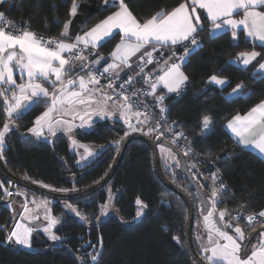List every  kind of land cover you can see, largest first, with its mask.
I'll return each mask as SVG.
<instances>
[{
  "label": "trees",
  "instance_id": "16d2710c",
  "mask_svg": "<svg viewBox=\"0 0 264 264\" xmlns=\"http://www.w3.org/2000/svg\"><path fill=\"white\" fill-rule=\"evenodd\" d=\"M76 1L79 4L74 17L70 11L73 0H4L0 4V10L12 21L30 24L29 30L50 37L58 36L64 23L71 21L72 37L113 9L103 8L102 0ZM180 2L181 0H125L129 10L140 20L162 9L171 10ZM199 16L204 31L198 32L197 36L202 47L182 67L188 80L181 94L172 102L169 115L187 134L194 153L199 154L191 157L200 160V173L196 179L203 185L205 194L211 195L213 185L210 177L213 173H218L227 191L219 194L221 202L217 207L228 209L232 215V212L240 210L241 205H244V209L258 214L264 207V159L237 144L226 129L225 122L234 114L244 113L264 99V79L253 76L258 61L264 58V46L246 39L243 31L239 32L237 42L231 39L229 31L209 39L207 34L211 23L201 12ZM57 20L59 23L54 22ZM118 40L119 35L99 47L98 53H109ZM249 50L261 55L246 68L241 63H232L238 53ZM213 74L226 78L229 83L223 87L209 83L207 79ZM240 83L245 90H251L253 95L228 98V93ZM45 106L41 104L33 107L15 120L18 127L6 134L3 149L5 159H2L6 168L12 174L42 186L46 184L52 189L63 187L69 191L84 188L100 179L113 160L117 151L115 147L102 150L86 166L76 168L73 164L75 155L69 149L66 134L57 132L50 141L37 140L29 133L24 134ZM3 107L0 98V127L6 119ZM204 115H209L214 122L213 134L208 138L201 137ZM125 131L126 127L120 121L114 123L108 119L97 120L92 128L78 132L77 139L96 145H110L123 137ZM208 152L211 155H207ZM164 172L170 180L188 192L195 207L194 220H198L196 208L199 200L194 199L195 190L183 173L179 172V168L168 171L166 167ZM0 185V264H81V259L90 262L87 253L92 250L93 245L100 246L101 238L103 255L99 264L194 263L184 242L187 215L185 204L178 194L168 189L155 175L151 150L142 140L128 142L119 165L103 187L83 197L67 200L83 215L95 218L111 189L115 195V213L111 212L94 222H85L66 211L62 201L53 200L51 211L61 217L55 233L65 238L62 246L51 243L42 233L32 235L31 247L5 244V236L13 225L12 214L16 212V208L13 195L11 200L3 198V190L9 183L1 175ZM16 186L29 193H36L23 186ZM138 197L147 205L140 222L137 221L141 217L137 219L135 215ZM239 222L242 227L248 224L245 219ZM165 226L168 228L167 232L164 231ZM252 226L258 230L261 223H253ZM248 231L251 229L245 233L248 234ZM173 236L179 238V244L172 239ZM194 246L199 252L195 241Z\"/></svg>",
  "mask_w": 264,
  "mask_h": 264
},
{
  "label": "snow or ice",
  "instance_id": "6c2138e0",
  "mask_svg": "<svg viewBox=\"0 0 264 264\" xmlns=\"http://www.w3.org/2000/svg\"><path fill=\"white\" fill-rule=\"evenodd\" d=\"M191 4L206 11L207 18L211 23L207 34L209 39H214L217 34L222 35L230 29L233 41L237 42L238 29L242 26L246 33V39L252 38L253 41H259L264 46V11L258 10L264 7V0H191ZM109 7H114L116 10L74 38L70 36L71 21L64 23L58 36L45 38L29 30L30 24L6 21L5 13L0 11V98H2L3 112L6 116L3 126L0 127V159H5L3 149L6 143V134L12 128L18 127L15 120L25 115L33 107L44 104L46 105L45 110L35 117L33 127L27 130L28 133L39 138L44 135L45 129L53 135L57 130L62 129L64 133L68 134L74 146L84 147V155L81 156L78 164L81 161L87 162L99 152L93 151L73 139V130L91 128L97 122L94 117H98L100 120L111 119L116 123L118 122V113V120L123 121L128 130L124 132L123 137L112 144L101 145V150L115 147L119 151L121 143L135 132H143L148 136L157 133L156 143L161 152L167 153L168 157L174 160L176 168L186 169L192 173V177L195 179L196 174L200 173V169L197 167L200 161L189 165L184 160L177 159L171 148L160 143V138L171 136V144L176 147H181L179 139H183L185 141L184 156L199 155L194 153L190 147L191 142L183 131L175 132L171 125L177 122L172 121L169 124L167 118L169 109L164 105L169 94L179 96L183 91L188 77L182 71V67L187 63L188 58L202 47V42L196 34L204 31V28L200 22V16L196 15L195 20L193 19L196 8L193 7L192 14H190L188 6L181 0L171 10H159L151 17L141 21L129 10L125 0H104L103 8ZM77 10L78 4L76 0H73L71 8L73 17ZM240 10L243 11V17L239 20L234 19V14ZM54 22L59 23L58 20ZM47 27L46 24L45 28ZM117 35L120 39L107 57L97 54L99 47ZM177 46H184L182 55H176ZM165 52L170 53L167 58H165ZM137 54L140 55L133 61ZM92 55L97 56L96 60L90 59ZM260 55L254 50L242 51L237 54L236 60L232 63L242 62L246 68ZM109 59L112 62L106 63V66L101 70L99 65ZM153 63L157 65V68L153 69V72L147 73L146 67ZM133 67L138 68L136 75L129 76L127 81L119 84L118 89L115 88L114 85L120 79L121 73L131 70ZM262 70H264V62L259 64V68L253 73V76L264 79ZM157 71H159V75H156ZM14 73L19 74V83L14 78ZM76 73L84 74L76 75ZM153 76L155 79L152 78ZM104 77L108 79L107 85L101 84ZM141 77L148 89H134L128 93L129 87ZM208 81L221 87L229 83L226 78H221L216 74L211 75ZM161 84L167 92L155 95L158 85ZM46 85H50L51 90ZM109 90H111V95H109ZM141 95L154 96V104L149 105L134 99ZM251 95H253L251 90H245L244 85L240 83L228 93V98H246ZM134 108L141 110L134 112ZM154 108L159 109V116L153 110ZM133 118H135V122H133ZM76 121H79V124ZM213 123L209 115L202 117V138H208L213 134ZM145 128H147L146 132ZM226 128L231 130V134L238 144L254 151L258 150L260 157L264 159V99L243 115L237 113L232 116L227 121ZM206 154L211 155L210 152ZM82 166H86V163ZM210 179L213 185L211 195L205 198L204 193L200 190L203 185L200 184L195 185L196 193L194 195V199L200 200L201 209L207 212L206 215H203V226L207 230L208 240L213 246L210 249H204L205 252H211V255L206 259L212 264H264V222L261 223L257 242L252 244L251 252L248 254V245L251 244L253 235L257 231L252 226L256 222V215H248V224L246 227H242L239 222L243 218L242 212L232 216L228 209L218 211L217 205L221 202L219 194L227 191V187L221 182L218 173H213ZM43 186L49 187L46 184ZM4 192L6 195H11L7 188L4 189ZM111 198L112 192L109 189V199ZM33 203L36 201L34 200ZM135 203L138 206L135 215L139 219L147 205L139 197ZM47 204V200L36 203L37 208L44 207L46 209L44 218L47 220V225L43 228V232L54 244L62 246L65 238L57 236L53 232V226L57 225L59 221L47 211ZM65 207L75 213L81 221L86 219L73 205L67 204ZM108 207L107 202L101 205L102 215L108 213ZM244 207L241 205V209ZM217 211L218 221L215 219ZM25 213H30L27 203H25L24 212L21 213V216L27 220L28 217L25 216ZM258 215L260 218H264V210L259 211ZM32 220L39 222L35 216H32ZM233 222H235L234 229ZM227 229H233L234 234H229ZM248 229L251 231L245 235ZM34 230V227L27 223L15 221V226L6 234L4 243L31 247V236ZM164 231H168L166 226ZM172 239L178 244L180 243L177 236H173ZM88 255L90 262L78 258L81 259V264H99V259L103 255L102 238L100 246L93 245L92 253Z\"/></svg>",
  "mask_w": 264,
  "mask_h": 264
},
{
  "label": "water",
  "instance_id": "95a60500",
  "mask_svg": "<svg viewBox=\"0 0 264 264\" xmlns=\"http://www.w3.org/2000/svg\"><path fill=\"white\" fill-rule=\"evenodd\" d=\"M56 133H55V135H52V137H51L52 140L55 138ZM24 134H28V132H24ZM29 134H31V133H29ZM134 139L142 140L148 144V146L151 150V154H152V168L154 170L155 175L168 189H170L171 191L178 194V196L182 199V201L185 204L187 215H186V221H185V227H184V242H185V247L188 250L190 256L192 257L194 262L197 264H212V263L207 262L200 255V253L196 250V248L194 246L193 235H192L194 208H195L194 204H193L192 199H191L190 195L188 194V192L185 191L180 186H178L176 183H174L172 180H170L166 176V174L164 172V168H163L161 161H160V157H159L158 152H157L156 137L144 135L143 132L132 133L129 137H127L121 143L120 150L116 151V153L113 157V160L110 164L111 167L109 166L107 172L100 179H98L94 183H92V184H90L84 188L76 189L73 191H62V190L58 191L56 189L54 190V189L48 188V187L45 188L44 186H42L36 182H33L29 179L16 176V175L12 174L6 168L2 159H0V175L7 179L8 183H9L8 188L10 190H12L16 185L23 186V187L28 188V189H30V190H32V191H34V192H36L42 196H46V197L52 198L53 200H59V201H67L69 199L83 197L85 195H88L89 193H92V192L99 190L101 187H103L109 181V179L111 178V176L113 175V173L115 172L117 166L119 165V163L121 161V158H122V155H123V152H124L126 145L128 144V142H130L131 140H134ZM160 143L170 147L176 153L177 158L184 160L185 163L187 164L185 157L183 156L182 152L179 151L178 149H176L174 146H172L168 140L160 138ZM179 172L183 173V175H184V177L188 183H189V181H191V183H189V184L195 190V193H196L195 185L199 184L197 179L196 178L193 179L192 173L188 172L184 168H179ZM200 190L204 193L205 198L209 197L208 195L205 194V192L202 188ZM11 195L7 200H11ZM0 203H1V201H0ZM199 205H200V200H199ZM144 215L145 214H143L137 222H140L143 219ZM215 219L218 221L219 217L217 215H215ZM37 224H38L37 222L31 223V225H34V226H36ZM219 226H222V225H219ZM258 230L253 235V238L257 234Z\"/></svg>",
  "mask_w": 264,
  "mask_h": 264
},
{
  "label": "rangeland",
  "instance_id": "374dc122",
  "mask_svg": "<svg viewBox=\"0 0 264 264\" xmlns=\"http://www.w3.org/2000/svg\"><path fill=\"white\" fill-rule=\"evenodd\" d=\"M252 51H253V50H252ZM249 52H250V51H249ZM256 68H257V67H256ZM258 68H259V66H258ZM258 68H257V69H258ZM77 75H79V74H77ZM80 75H83V73H81ZM110 91H111V90H109V95H111ZM45 107H46V106H45ZM93 107H95V105H93ZM44 110H45V108H44ZM44 110H43V111H44ZM94 119H95L96 121H97V120H100L98 117H94ZM108 120L112 121L111 119H108ZM117 121H119V120H118V113H117ZM120 122L123 124V121H120ZM133 122H135V118L133 119ZM76 123L79 124V121H76ZM124 126H125V125H124ZM31 127H33V124H32ZM31 127H30V128H31ZM125 127H126V126H125ZM91 128H92V127H91ZM88 129H90V128H84V129H79V128H77V129H74V130H73V133H72V138L75 139L79 144H83V145L86 146L87 148L92 149L93 151H98V152L100 153V152L102 151V150L100 149V146H101L102 144H98V145H96V144H93V143H91V142H84V141H80V140L77 139V133H78V132H82V131H85V130H88ZM126 130H128L127 127H126ZM144 131L146 132V131H147V128H145ZM56 132H62V133H64L62 129H59V130H57ZM31 134H32V133H31ZM64 134L67 135V138H68V141H69V149H70V151L75 155V159H74V161H73V164H74V166H75L76 168L83 167V166H82L83 164H85V163L88 164V163L91 162L93 159H95V157H96L97 155H95L94 157L90 158L87 162L81 161V163L78 164L77 162L80 161L81 156L84 155V147H77V146H74V145L72 144V140L69 139L68 134H67V133H64ZM52 135H53V134L49 133L46 129L44 130V135L41 136V137H39V138H37L34 134H32V136H33L35 139H37V140H43V141H50ZM151 136H153V135H151ZM162 145H163V144H162ZM164 146H165V147H168V146H166V145H164ZM169 148H170V147H169ZM157 152H158V155H159V157H160V161H161V164H162L163 168L166 167V168L168 169V171H169V170L172 171L174 168H176V167L174 166V160H173L172 158L168 157L167 153H162L160 147H158V146H157ZM173 153H174V155H175L176 158H177L176 153H175L174 151H173ZM177 159H178V158H177ZM5 188H6V187H5ZM56 190H62V191H63V190H67V191H69L68 189L63 188V187L56 188ZM111 192H112V191H111ZM18 193H24V194H26V195H21V194H18ZM12 195H13V198H14V199H13V204H14V206H15V208H16V212L13 213L14 215L12 214L13 223H14V219H15V221H20L21 223H27L29 226H32V227H34V229H35L32 235H37L38 233H42V234L48 239V235H47L46 233L43 232V228L47 225V220H45V218H44V217H45L46 209H45L44 207L37 208V207H36V203H39V202L42 201V200H47V201H48V204H47V211H49V212L51 213V215L54 216V217H56L57 220L60 222V221H61V217H60L59 215L53 214L52 211H51V204H52V202H53V199H52V198H49V197H46V196H42V195H40V194L33 193V192L29 193V192H27V190H25V189H21V188H18L17 186L14 187ZM113 195H114V193L112 192V197H113ZM9 197H10V195L5 196V195L3 194V198H4V199L9 198ZM34 200L36 201V203H33ZM9 202H10V201H9ZM105 202H107L108 205H109V207H108V213H107L106 215H102V214H101V206H100V208H99V213H98V215H97L95 218H91L90 216L84 215V216L86 217V219H85L84 221H85V222H94V221H96V220L98 219V217H99V219H102V218L106 217V216H107L109 213H111V212H112V213H115L116 210H115L114 205H113V200H112V198L109 199V191H108V198L106 199ZM25 203H27V206H28V208L30 209V213H25V216L28 217L27 220H25L24 217L21 216V213L24 212V206H25ZM61 203L63 204V206H64V208L66 209V211H68L69 213H71V214H73V215L76 216L75 213H72L70 209H67V208L65 207L67 204H71V203H69L68 201H62ZM10 205H11V204H10ZM71 205H73L75 208H77L74 204H71ZM102 205H103V204H102ZM196 209L198 210V213L200 214V216H199L200 219H199L198 221H197V220H194V223H193V235H194V237H193V238H194V239H197V235H201V236H203V239H202L201 244L204 245V247H199V250H200V251H201V250L203 251V252H202V255H203V257L205 258V260H206L207 262H209V263H212L211 261H209L208 259H206L207 256L211 255V252L208 251V252H207V256H205V251H204V249H210V248L213 246V245L209 242V240H208V233H207V230L204 229V227H203V215H206L207 212H206V210H202L199 204H198V206H197ZM217 210H218V211H219V210H223V208H219V207H217ZM218 211H217V213H216L217 216H218ZM79 212L81 213V211H79ZM81 214H82V213H81ZM82 215H83V214H82ZM32 216L37 217V219H38V221H39L38 224H37L36 226L31 225V223H33V222H37L36 220H32ZM76 217L80 220V218H79L78 216H76ZM199 217H198V218H199ZM218 217H219V216H218ZM59 222H58V224H59ZM14 226H15V224L9 228V231H10ZM56 226H57V225L53 226V232H54V233H55V227H56ZM218 226H219V225H218ZM234 226H235V224L233 225V229H234ZM233 229H227V230L229 231V234H234ZM260 230H261V229H259L258 232H257V234L254 236V238H252V242H251V244L248 245V254H250V252H251L252 244H255V243L257 242V237H258V234H259V231H260ZM55 234H56V233H55ZM56 235H57V234H56ZM245 235H247V234L245 233ZM57 236H58V235H57ZM31 237H32V236H31ZM48 240H49V239H48ZM49 241H50L51 243H54V242L51 241V240H49ZM221 243H223V241H221ZM91 251H92V250H91ZM91 251H89L87 254L91 253ZM193 264H197V263L194 262Z\"/></svg>",
  "mask_w": 264,
  "mask_h": 264
},
{
  "label": "built area",
  "instance_id": "2783aa9c",
  "mask_svg": "<svg viewBox=\"0 0 264 264\" xmlns=\"http://www.w3.org/2000/svg\"><path fill=\"white\" fill-rule=\"evenodd\" d=\"M1 2H2V0H0V4H1ZM0 11H2V10H0ZM5 20H6V21H11V22H13V23L18 24L17 22L12 21V20H11L10 18H8L7 16H5ZM39 35L44 36L45 38L50 37V36H47V35H45V34H39ZM196 35H197V34H196ZM197 38L199 39L198 36H197ZM183 51H184V46H177V47H176V55H177V56L182 55V54H183ZM157 55H158V53H157ZM168 55H170V53H168V52L166 53V52H165V58H167ZM92 56H93V55H92ZM104 67H105V66L99 65V68H100L101 70H102ZM156 68H157V65H156L155 63H153V64L148 65V66L146 67L145 71H146L147 73H151V72H153V69H156ZM137 72H138V68L135 67L134 70H130V71H128L127 73L121 75V76H120V79L117 81V83L114 85V87L118 89L120 83H123L124 81H127L128 78H129V76H135ZM158 74H159V71L156 72V75H158ZM113 78L115 79V77H113ZM152 78L155 79V76H153ZM107 83H108V79H107V77L102 78V80H101V84H103V85H107ZM134 89H148V86L145 85V84L143 83V78H142V77L139 78L138 81H137L136 83L132 84V85L129 87V89H128V93H131V91L134 90ZM164 93H166V91H157V92L155 93V95H161V94H164ZM176 97H177L176 94H169V95H168V98L165 99V101H164V105H166V106L168 107V109H169L170 106H171V104H172V102L176 99ZM134 99H135V100H138V101H140V102H142V103L149 104V105H153V104H154V96H147V97H145V96L141 95V96L135 97ZM137 110H141V109H136V108L133 109V111H137ZM153 110L156 112L157 116H159V109H158V108H154ZM167 118H168L169 124H171L172 121H176L175 119H173V118L170 117V115H169V111L167 112ZM171 126L174 128L175 132L183 131L184 135L188 138V136H187V134L184 132V130L177 126V123H176V124H172ZM157 135H158L157 133H154V134H153V137H156ZM173 135H174V133H173ZM161 138L168 140V141L170 142V144H171V136H162ZM179 144L181 145V147H176L175 145H172V144H171V145L174 146V147H175L176 149H178L179 151H181L182 154H183V156H184V153H183V146H184V144H185V141H184L183 139H179ZM190 147H191V146H190ZM184 157H185V156H184ZM185 159L187 160V164H189V165L192 164V163H194V162H196V161H200V160H195V159H194L193 157H191V156L185 157ZM198 164H199V163H198ZM198 164H197V167L199 168V165H198ZM199 169H200V168H199ZM193 171H194V170H193ZM197 176H198V174H196L195 178H196ZM221 182L224 183L222 180H221ZM224 184H225V183H224ZM6 188L8 189V192H9V193H11V194L13 193V189H14V188H13L12 190H10L8 187H6ZM4 189H5V188H4ZM3 194H4L5 196H7V195L5 194V192H4V190H3ZM238 212H242V214H243V218H242V219L247 220V216H248V215H250V214H255V215H256V222H254V223H262V222H264V219L260 218L258 214L253 213V212H251L249 209H244V208H243V209H240V210H238V211H234V212H232V216H235Z\"/></svg>",
  "mask_w": 264,
  "mask_h": 264
},
{
  "label": "crops",
  "instance_id": "0c3cea01",
  "mask_svg": "<svg viewBox=\"0 0 264 264\" xmlns=\"http://www.w3.org/2000/svg\"><path fill=\"white\" fill-rule=\"evenodd\" d=\"M2 1H4V0H2ZM77 2V1H76ZM183 2H185L186 3V5L188 6V8H189V12H190V14H192V8L193 7H195L196 8V13L193 15V19L195 20V16L196 15H198L199 16V12H201L206 18H207V13H206V11L205 10H203V9H200L197 5H192L191 4V0H184ZM77 4H79L78 2H77ZM179 4V3H178ZM177 4V5H178ZM176 5V6H177ZM101 6L103 7L104 6V0H102L101 1ZM175 6V7H176ZM71 8H72V6H71ZM174 8V7H173ZM116 9L113 7V9H112V11L111 12H113V11H115ZM258 10H261V11H264V7H262V8H260V9H258ZM71 11V10H70ZM111 12H109L106 16H108V15H110L111 14ZM106 16H104L103 18H101L100 20H102V19H104ZM151 17V16H150ZM243 17V11L242 10H240L237 14H234V16H233V18L234 19H237V20H239V19H241ZM137 18V17H136ZM138 20H140L139 18H137ZM208 19V18H207ZM100 20H98L96 23H98ZM143 20V19H142ZM141 20V21H142ZM208 21H209V19H208ZM210 22V21H209ZM96 23H94V24H96ZM94 24H92V25H90V26H88V27H86L85 29H83L82 31H80V32H78V33H76L74 36H72L73 38L77 35V34H83V31H87L88 29H90ZM229 32H230V37H231V39L233 40V37H232V33H231V30L229 29L228 30ZM240 31H243V29H242V26H240V28L238 29V34H239V32ZM243 35L246 37V33L243 31ZM119 39H120V37H119ZM249 39H251L252 40V38H249ZM119 41V40H118ZM117 41V42H118ZM116 42V43H117ZM255 42H257V43H261V42H259V41H255ZM114 47H115V45H114ZM113 47V48H114ZM113 48H112V50H113ZM111 50V51H112ZM110 51V52H111ZM249 51H252V50H249ZM109 52V53H110ZM109 53H107V54H100V53H98V51H97V54H99V55H103V56H105V57H107L108 55H109ZM140 54H137V57H134L133 58V61H135L137 58H138V56H139ZM96 58H97V56L96 55H93V56H91L90 57V59L91 60H96ZM233 61L234 60H236V59H232ZM112 61L109 59V60H107L105 63H101L100 65H102V66H106V63H111ZM173 62H176V61H173ZM262 62H264V58H261L259 61H258V63H257V68H258V66H259V64L260 63H262ZM241 64H242V62H240ZM134 68L135 67H133L131 70H134ZM256 68V69H257ZM128 71H130V70H125L123 73H121V75H123V74H125V73H127ZM182 71H183V69H182ZM262 71H264V70H262ZM184 72V71H183ZM77 74H81V73H76V75ZM84 74V73H83ZM160 74V73H159ZM158 74V75H159ZM210 77V76H209ZM208 77V78H209ZM220 77V76H219ZM14 78H16V80H17V83H19L20 82V78H19V74L18 73H14ZM221 78H224V77H221ZM208 80V79H207ZM213 84V83H212ZM215 85V84H214ZM47 87H49V89L51 90V86L50 85H46ZM216 86H218V85H216ZM218 87H221V86H218ZM158 91H166L167 92V90L163 87V85L161 84V85H158ZM110 93H111V91H110ZM112 94V93H111ZM257 104V103H256ZM253 107V106H252ZM249 110V109H248ZM247 110V111H248ZM246 111V112H247ZM43 112V111H42ZM41 112V113H42ZM135 112V111H134ZM246 112H244V113H246ZM40 113V114H41ZM244 113H240L241 115H243ZM39 114V115H40ZM234 115H236V114H234ZM233 115V116H234ZM232 117H230L229 119H231ZM134 119V118H133ZM228 119V120H229ZM35 120V119H34ZM228 120H226V122H225V127H226V124H227V121ZM227 129V128H226ZM228 131H229V133H230V135L232 136V138L234 139V137H233V135L231 134V130L230 129H227ZM235 140V142H236V139H234ZM237 143V142H236ZM238 144V143H237ZM240 145V144H239ZM241 147H243V148H245L243 145H240ZM247 149H250V150H252L253 152H255L259 157H260V154L258 153V150L257 151H254L253 149H251V148H247ZM114 196L115 195H113V197H112V200H114ZM108 198V197H107ZM262 210H264V207L262 208ZM262 219H264V218H262ZM15 224V219H14V223H13V225ZM12 225V226H13ZM204 227V226H203ZM202 239H203V236H201V235H197V239H195V241L197 242V245H198V248L199 247H204V245H202L201 244V242H202ZM8 244H12V243H8ZM12 245H15V244H12ZM200 252H203L202 250L200 251ZM210 252V251H209ZM205 256H207V252H205Z\"/></svg>",
  "mask_w": 264,
  "mask_h": 264
},
{
  "label": "flooded vegetation",
  "instance_id": "af4514ba",
  "mask_svg": "<svg viewBox=\"0 0 264 264\" xmlns=\"http://www.w3.org/2000/svg\"><path fill=\"white\" fill-rule=\"evenodd\" d=\"M195 210V209H194ZM194 213H195V211H194ZM199 214V213H198ZM199 216H200V214H199ZM194 218H195V216H194ZM194 218H193V223H194ZM200 219V217L198 218V220ZM197 220V221H198ZM192 233H193V228H192ZM193 237H194V235H193ZM193 241H195V239L193 238ZM196 242V241H195ZM196 244H197V242H196ZM198 246V245H197ZM199 249V248H198ZM199 253H200V255L203 257V255H202V252H200V250H199ZM204 258V257H203ZM205 259V258H204Z\"/></svg>",
  "mask_w": 264,
  "mask_h": 264
}]
</instances>
